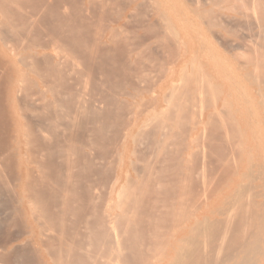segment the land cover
I'll return each mask as SVG.
<instances>
[{"label": "bare ground", "instance_id": "1", "mask_svg": "<svg viewBox=\"0 0 264 264\" xmlns=\"http://www.w3.org/2000/svg\"><path fill=\"white\" fill-rule=\"evenodd\" d=\"M46 1L48 2V0H46ZM130 1L127 2L128 5L130 4ZM146 1H145V3H148ZM9 2H10V0H0V23H1V26H3V28L5 27V25L11 27V25H13L12 22H14V21H12L11 18H12L13 14L15 13L16 10L13 11L11 9V7H10L11 5ZM15 2L16 1L14 0V3H13V6H15L14 8L20 7L19 9L21 10V5L18 6V3L16 4ZM34 2H36V1H34ZM49 2H50V0H49ZM56 2H57V0H56ZM56 2L54 1L53 5ZM80 2H81V4H83L82 1H80ZM93 2H95V1H93ZM115 2H116V0H115ZM151 2L153 4L154 1L152 0ZM59 3H60V1H59ZM101 3H103L102 0L100 2V7H102ZM105 3H106V1H105ZM121 3H122V0H121ZM182 3H183V7H184L183 11L175 8L174 3H172L170 6L167 7L172 12L171 17H168L166 15L165 8H166L167 4H163L160 1H158V4L155 1V5H153L152 8L149 10L146 9L148 4H146V6H145L146 10H144L143 6L141 5V9L143 8V10H142L143 12L146 11V13H148L147 10L150 11V16H149V13L147 15L145 13L144 14L146 16H149L146 18L150 20L151 24H153L154 26L155 25L158 26V28L162 24H165L163 26H165V28L168 29V31H169L168 34L170 32L172 34L171 39H173V41H172L173 45L171 44L170 41H168V42H170V45H172V46H166V47H167V49L169 48L171 50V52L174 54L173 55L174 57H173V63H171L172 66H171L168 74L166 75V77L162 81H160L158 84H155L154 86H152V88H149V90L146 89V91H145L146 93L145 92L141 93V95H138V96L132 94L129 91H124V89H122L124 92L122 91V93H119L118 96H111V97H109V95L107 97L105 96L106 99L104 98L105 100L103 99V102L104 103L106 102L105 105L107 106V109L109 108V110H105L104 112H103V110H102V112L99 110L101 112V115H100L99 111L95 112V114L93 113V116L96 118V119L93 118V121H95L94 123H97L98 127L97 126L96 127L99 128L101 131L103 129L102 126H107V125L109 126L112 122L111 119L115 118V116L113 118H111L112 113H110V112H112V109H113L112 106L113 105L117 104V106H119V107L121 106L120 108H124V107H125V109L128 108L127 111H129L128 115H130V116L128 117L129 119H126L127 121L124 122L125 124L122 127L123 129L122 130L120 129L121 132L118 135L119 139L117 138L118 142L116 141L117 144L114 147L115 150L113 153H114V156L117 160V163H116L115 170L113 169L114 175H112L113 179H112L110 186H109V191L107 193L106 202H104V206L101 210V211H103L102 212L103 215H101L102 219L100 220V224L102 223L101 227H103V229H102V231L100 230L101 231L100 234H99V231L97 232V234H99L98 236L96 233L92 235V237L94 239L93 241H91L92 244L87 243L88 247H89V245L92 246L95 243L98 246L97 242H101V243L107 242L108 244H106V245H109V248L107 247L108 250L105 251L106 255L104 258L101 257L102 258L101 261H100V258L95 254L97 256V258H99V260L94 258V260L97 262L95 263V261L92 260L91 264H123V259L125 258L124 257L125 254H123V253L125 251H128L131 254L133 253V255L135 253L136 256L134 255V258L130 259L131 262H133L134 264H264V134H263L264 133V39L262 38L264 36H261L264 33V0H182ZM21 4H23V3L21 2ZM69 4H71V3H69ZM95 4H96V2H95ZM123 4H125V3H123ZM61 5L58 7H61ZM143 5H145V4H143ZM71 6H72V4H71ZM108 6H110V5H108ZM123 6H122V8L125 7V6L124 7ZM138 6L140 7V4H138ZM149 6H148V8H149ZM46 7L51 8V7L47 6V4H46ZM58 7H56V8H58ZM135 7H132V8H134V10H135ZM139 7H136V9ZM65 8H66V6H65ZM80 8H81V5H80ZM84 8H82V9H84ZM61 9H63V6ZM94 9H96V8H94ZM36 10H34V11H36ZM40 10H42V9L40 8ZM44 10H43V13H44ZM101 10H103V9H101ZM118 10H120V9L118 8ZM124 10H125V8H124ZM57 11L55 10V12L58 16L62 15V14L59 15V13H57ZM17 12L18 11H16V14L18 15ZM59 12H60V10H59ZM97 12L99 14V10H97ZM32 14L34 15V12H32ZM35 14H40V16H42V14L38 13V12ZM64 14H65V12H64ZM69 14H71V13H69ZM82 14H83V12H82ZM104 14H103V16H104ZM107 14H108V12H107ZM132 14L134 15V13H132ZM140 14H141V18L144 17L142 13H140ZM77 15L78 14H76V16ZM113 15H114V12H113ZM115 15L117 16L119 14H115ZM94 16H98V15H94ZM94 16H92V17H94ZM109 16H111V15H109ZM45 17H47V16H45ZM134 17H135V15H134ZM78 18L83 20L80 17H78ZM128 18H130V17H128ZM146 18L144 17V19H146ZM34 19L36 22L37 16H35V18H33L32 21H34ZM45 19H48V18H45ZM45 19L43 21H45ZM65 19L67 21L72 20V19H68V16ZM94 19H95V17H94ZM130 19H128V21ZM13 20H14V18H13ZM17 20H20V19H17ZM63 20H64V18L61 19L62 22H63ZM73 20H74V18H73ZM84 20H86V19H84ZM75 21H76V19H75ZM103 21H105V20H103ZM115 21H113V22L115 23ZM130 21L133 22L132 19ZM17 22H19V21H17ZM35 22H34V26H35ZM72 22H71V24H72ZM100 22L102 23V21H100ZM65 23H66V21H65ZM80 23L85 25V23H88V22L82 21ZM2 24H4V25H2ZM15 24L17 26L20 25L16 22H15ZM69 24H70V22H69ZM96 24H97V21H96ZM124 24L125 23L118 21L116 23V27L123 26ZM132 24L133 23H131V25ZM139 24H142V23H139ZM143 24H145V23H143ZM143 24H142V26L135 24V26L137 25L139 27L140 26L141 27H144V26L147 27L146 24L145 25H143ZM78 25L77 26L74 25V27L77 28ZM93 25H94V23H93ZM153 25H151L152 26L151 31L154 28ZM21 26L19 27L20 29H21ZM128 26H129V24H128ZM128 26L126 25L124 28L122 27L123 29L121 28V30H119V31L126 29V27L129 28ZM12 27L14 28V25ZM65 27L67 28V26H65ZM82 27H84V26H82ZM98 27H97V29H98ZM141 27H140V29H141ZM145 27L142 29L145 30ZM148 27L150 28V26H148ZM15 28H16V26H15ZM54 28H56V27H54ZM86 28L87 27H84V29H86ZM107 28H109V25H107ZM132 28H133V26H132ZM247 28H250V30L248 31ZM8 29H6V30L8 31ZM48 29H49V27H48ZM95 29L96 28H93V30H94L93 33H95V32L99 33L100 32V34H102V36H103L104 32L102 33V31L105 28H103V30H100L101 29V25H100L98 32L95 31ZM159 29H161V28H159ZM33 30H34V28H33ZM50 30H49V32H50ZM81 30L83 31V29H81ZM115 30L112 32H115ZM148 30L149 29L145 30L144 33H146V31H148ZM1 31H0V180L6 176V175L4 176V174H5L4 172L6 171L5 170L6 169V163H7V161H9V159L11 157V160L13 163L12 164L13 169L12 168H10V169H12L13 173H14V174L12 173L14 175V180L11 179V182H12V180L15 181L14 188H15V191L17 192L18 196H19V201H20L22 208L24 210V217L30 225L31 238L35 244H37V245L42 244L45 247V249H49V251L47 250V252L50 253V251H51V254H52L54 252V249H55L54 245L56 244L55 243L56 240L58 241V243L56 245L62 244L63 243V237L62 236H65V234H61V235L59 234L60 236L55 237V239H56L55 240L54 238L52 239L50 236H49V238L45 237V236L50 235V234H47L48 232L50 233V231L46 230L47 232L45 234H47V235H45V234H43V231H42L44 229V227H42L43 229L41 227L39 228V225L41 223L39 224L38 220L40 221V219H41V221H42V219L45 218L44 216L46 214V213L45 214L43 213L44 204H42L41 198H39L41 196L39 193H41V192H39V193H36L34 191L30 192V190L37 187V186H34L35 179H37V177L39 175L43 174L42 173L43 168L44 169L47 168V167H45L46 166L45 165L44 167L42 166V169H41V165H43V162L45 161V160H42L43 162H41V159L44 157L51 159V158H53V156L54 157H56V156L60 157V155H61V158L63 160V161L58 160V162L56 160L55 163H53L55 166L54 167L55 171L54 170L53 171H54V173L56 172L55 176L53 177L54 178L53 184L55 185V188L58 192L59 199H60V202H58V200L56 199L58 204H57V202H55L57 205V208H59V212H57V213H59V215H57L55 213L54 214L59 216L62 219H63L62 216L65 215V212L67 213V209H70V205H72L71 203L73 201V198H76L75 197L76 194L74 192L75 186H74L73 182L74 181H77V182L80 181L78 179L83 178L84 174H87L88 177H90V178L91 177L94 178L95 177L94 173L96 174V173H98V171L100 172V170L97 169L95 166H93V167L90 166L91 164H94L92 161L90 162L91 164L88 165V164L84 163L83 159L81 157H79V155H75V152H76V150H74L75 148H73V150H72V148L70 147L71 145H67V144H69L68 142H66V141H69V139L67 140V137H66V141H65L66 143H64L66 145V147L63 144V146H61L60 149H58L59 145H60L59 144L60 141H58L56 139L57 136L54 138L56 141H58V146H56V148L58 147L57 150H60L58 155L57 154L55 155L56 148L54 146L55 145L54 143H56V141L53 143L54 144L53 145L48 140L50 139L53 142L52 138H50V137L54 134V132H53L54 130H52V129L54 128L55 125H57V123L54 124V126H52L51 130H52L53 134L51 135V130L49 127L51 126L50 122L52 120L49 122V120H48L49 118L48 119L46 118V121H45V123H47V126H46V124L43 125V123H41L42 121L40 123H37L38 121L35 120L36 121L35 122L33 117H32V114H30V112L31 113L33 112L31 110L36 109L37 107L35 108V106L39 105L40 97H37L36 95L35 96L30 95V94L35 93V91H33V90H32L33 93L30 91L31 93L28 94L29 92L27 90L31 89V88H40L41 85L45 84L43 82H45L46 79H44L45 81H43V77H42L41 72H40L43 69V67L45 70V67H47V65H48V67H50L49 65H51L50 68H52V70L51 71L49 70V71L52 72L53 67L55 68V66H57V65H55V62H54L55 66L54 65L52 66V64H50L48 62H47L48 63L47 64L46 61L44 63L43 59H42L40 61H42L46 65L44 66V64H42V65H40L42 69L39 68V63H38L39 61H37V58L40 59V58H42L43 55H45L46 58H48L47 55H52V53H50V49H52L53 47L52 48H51V46L48 47V45H46L48 43H45L49 39L45 40V42L42 41L43 44H45L46 46H44L42 44L44 47L42 46L43 47V48H41L42 50L39 51V50H37L38 48L35 46H37V45L40 46V44L42 42L41 43L39 42L40 44H35L36 42H38L35 39L36 42L34 41L35 43L32 44L34 47L30 46L31 44L29 43V42L32 43L33 39L32 40L29 39L31 41H26L29 43L28 46H26L24 44V42L22 43V41H21V44H20V42L10 43L9 42L10 40L9 41L6 40V34L4 33V35H5L4 36L3 31L2 32ZM78 31H79V29L77 30V32ZM52 32L50 33L51 34L50 36L48 34L49 38L52 36ZM65 32L66 31H64L63 33H65ZM157 32H158V29L156 28L155 33H157ZM33 33H35V32H33ZM54 33H56V32H54ZM76 33H74V31H73V34H70V35L74 36V34L76 35ZM79 33L77 35H79ZM85 33H86V31H85ZM89 33L92 34L91 32H88V35H89ZM162 33H164V32H162ZM36 34H38V33H36ZM61 34H62V32L60 31V34L58 33V35H61ZM80 34H82V33H80ZM135 34H136V32H135ZM151 34L153 35V32L152 33L150 32V35ZM159 34H161V32ZM165 34L167 35L166 31H165ZM54 35L56 36V34H53V36ZM88 35H86L88 38L87 40H89ZM114 35H116V34H114ZM121 35H118V36H121ZM141 35L142 34L139 35L140 38H141ZM158 35H156V39H157ZM82 36H84V35H82ZM97 36H99V34H97ZM111 36H112V34H111ZM118 36H117V39H118ZM143 36H146V38H147L146 34L142 35V37ZM27 37H31V36L27 35ZM165 37H166L165 35H164V37H161L162 38V40H160L161 48H162V45L164 46V44H165V43L162 44V42H165L163 39H168L170 36L168 38L167 37L165 38ZM109 38H107V39L109 40ZM62 39H63V37H62ZM68 39L69 38H67V41H68ZM83 39H85V38H83ZM91 39H93V43H91V45H90V42H92ZM91 39H90L91 41L89 43H88V41L84 42L81 39L82 40L81 44L83 42V46L86 47V50H83V52L81 50V52L83 54H81L80 57L82 56L81 59L83 60V58H85L84 54L88 55V57H86V58H89V60L88 59L87 60L90 62L91 61L94 62L97 60L96 51L97 52L99 51L97 48L100 49L99 46L103 45L102 42L105 39H104V37H101L100 39L98 38L99 40L95 39V38H91ZM110 39L112 40L114 38L112 37ZM120 39H122V38H120ZM141 39L146 40L145 38H141ZM156 39L154 37L155 42H156ZM57 40H59V39H57ZM111 40H109V41H111ZM125 40H127V39L125 38ZM50 41H51V39H50ZM50 41H49V43H52V41L55 42V40H52L51 42ZM73 41L74 40H71V43ZM128 41H129V37H128ZM57 42H58L57 43L58 49L62 50L59 48L60 42L59 41H57ZM111 42H114V41H111ZM115 42H117V41H115ZM168 42L166 40V43H168ZM75 43H76V41H75ZM22 44H24V45H22ZM63 44L61 46H64ZM74 44H73V46L75 47ZM104 44H106V43H104ZM69 45H71V44H69ZM69 45H67V46L69 47ZM112 45H113V43H112ZM52 46H55V45H52ZM81 46L82 45H80V47ZM83 46L81 48H83ZM104 46H102V49ZM107 46H110V45L108 44ZM107 46H105V47L107 48ZM129 46L130 45H128V47ZM146 46H148V44H146ZM146 46L144 47L145 50H146ZM158 46H160V45H158ZM57 47H54V48L56 49ZM74 47L71 49L74 50ZM135 47H133V49H135ZM54 48H53V51H55L56 54L53 57L55 59L58 56V53H57L58 49L56 51V50H54ZM62 48H63V50L66 49V47H62ZM136 48H138V47H136ZM144 48H141V49H144ZM149 49H151V47ZM167 49L166 50L163 49V50L167 51ZM169 49H168V53L170 52ZM104 51H103V53H104ZM152 51H155V50L152 49ZM162 51H160V52H162ZM165 51L163 52L164 54L166 53ZM40 52L43 55L42 56L40 55L39 57H37ZM59 52H61V51H59ZM114 52H115V50H114ZM150 52H151V50H150ZM156 52H157V50H156ZM71 53H69V54H71ZM75 53H76V51H75ZM172 53H170V54L172 55ZM74 54H73V59H74L73 61L78 62V61H76V59L79 60V62L82 63V67H84L83 63H86L85 60H83V62H82L77 57L75 59L76 54L75 55ZM97 54L99 55L100 53H97ZM71 56H72V54H71ZM133 56L135 57L136 54ZM137 56L139 57V55H137ZM140 56H141V54H140ZM162 56H164V55H162ZM59 57L60 56H58L57 58H59ZM110 57H109V59H110ZM117 57H116V59H117ZM43 58L46 59L44 56H43ZM66 58H67L66 60H70V59H68V57H66ZM99 58L100 59L102 58V60H103V58H107V57H104L102 55ZM112 58L114 59V57H112ZM125 58H129V57H125ZM49 59H46V60L48 61ZM59 59L60 60L56 63L61 62L62 56ZM100 59H98V60H100ZM109 59L103 60L102 62L109 63V61H108ZM134 59L136 61L139 60L136 58H134ZM141 59H143V57ZM149 59H151V57ZM169 59L172 61L171 58H169ZM162 60H164L163 57H162ZM50 61H51V59H50ZM70 61H68V62L66 61L65 63L68 64ZM126 61H127V59H126ZM132 61H133V59H132ZM110 62H112V61H110ZM138 62H140V61H138ZM65 63H62V65L63 64L65 65ZM96 63L102 64L101 61L95 62V64ZM120 63H122V62H120ZM120 63H118V64H120ZM124 63H125V61L123 62V64ZM127 63H129V62H127ZM73 64H74V62H73ZM100 64L99 65L97 64L98 65L97 67L100 68ZM131 64H132V62H131ZM76 65L75 66L72 65V68L76 67ZM79 65L80 64H78V66ZM89 65H91V64H88L87 66L86 65L85 66L89 67ZM108 65H107V67L104 65L106 67V68L105 67L104 68L107 69L108 67H111V65L110 66H108ZM116 65L114 64V66H116ZM58 66H57V68L60 69L59 67L61 65L59 67ZM120 66H122V65L120 64ZM70 67H71V64H70ZM66 68H68V67L66 66ZM92 68H93V64L91 65V69ZM94 68H95V66H94ZM112 68H113V65H112ZM122 68H123V66H122ZM46 70H48V68H46ZM54 70H56V69H54ZM61 70H63V68H61ZM72 70L70 71V69H69V72H72ZM82 70H85V68H83ZM108 70H109V68H108ZM115 70H116V68H115ZM93 71L95 73L94 69H93ZM54 72H56V71H54ZM65 72H67V71H64V73ZM76 72H75V74H76ZM79 72H80V70H79ZM99 72H101L100 69H99ZM103 72H104V69H103ZM115 72L117 73V71H115ZM131 72H132V70H131ZM96 73H98V72H96ZM109 73H106V74H109ZM43 74H47V71L44 72ZM55 74L56 73H53V76ZM67 74L68 73H66L64 75L65 78L67 77ZM86 74L89 75V73H86ZM59 75H58V77H59ZM82 75H84V74H82ZM97 75H99V74H97ZM45 76H47V78H48V74ZM50 76H51V73H50ZM70 76L76 77V75H74V74L70 75ZM103 76H104V74H103ZM88 77L84 75L85 79H83V80L86 81L87 80L86 78H88ZM100 77H102V75ZM100 77L98 79H102ZM108 77H109V75H108ZM121 77H122V75H121ZM127 77H129V76H127ZM143 77H145V76H143ZM51 78H53V77H51ZM55 78H53V79H55ZM79 78H80V76H79ZM112 78H113V76H112ZM112 78H111V80H112ZM134 78H133V80H134ZM81 79H82V77L80 78V80ZM116 79H115V81H116ZM58 80H62V79L58 78ZM68 80L70 81L71 79H68ZM76 80H77V77H76ZM92 80L93 79H91V81ZM111 80L107 86H111L110 85ZM120 80H122V79L120 78ZM85 81H84V83H85ZM93 81H92V83H93ZM157 81H159V79ZM58 82L59 81H57L56 83H58ZM65 82L67 83L66 80H65ZM105 82H107V80H105ZM119 82H118V84H119ZM124 82H125V80L123 81V83ZM76 83H78V82H76ZM76 83H75V85H76ZM100 83L102 84V82H98L97 86H100L99 85ZM123 83H121V84L123 85ZM132 83L135 84L136 82L134 83V81H133ZM47 84L49 85V83H46V85ZM61 84H63V81L61 82ZM82 84H83V82H82ZM93 84L95 86L97 83L94 82ZM93 84H90V85H93ZM111 84H113V83H111ZM46 85H43V86L45 87ZM48 85L46 87L52 93L53 91L49 88L51 85L49 87H48ZM63 85L67 86L65 84H63ZM63 85H62V87H64ZM72 85H74V83L71 84V86ZM85 85L88 88V85L86 82L84 84V87L81 89V94L83 93L84 97H85V94H84L85 91L83 92L82 90H86ZM57 86L61 88V86H59V85H57ZM55 87L56 86H54V88ZM58 87H56V88L58 89ZM75 87H77V86H75ZM103 87H102V90L107 91L106 86L104 87L106 89H103ZM111 87L114 88L115 86L112 85ZM118 87L120 88V86H118ZM51 88H53V87H51ZM78 88H81V87H78ZM90 88L91 87H89V89ZM93 88L94 87L92 86V89ZM119 88H117V89H119ZM89 89H88V91H89ZM97 89H95V90H97ZM109 89H112V88H109ZM117 89H116V91H117ZM67 90H69V89H67ZM71 90H73V88ZM120 90H118V91L120 92ZM74 91H78V90H74ZM90 91L92 92V90H90ZM113 91H115V88ZM137 91H138V87H137ZM137 91H136V93H139V91L138 92ZM36 92H37V90H36ZM40 92L43 93V91H40ZM57 92H56V94L58 96H61L62 93H60V91H59L60 94H58ZM67 92L69 93L70 91H67ZM72 92H70L71 95H73ZM78 92H76V93H78ZM93 92H94V90H93ZM93 92H92L93 95L91 94L92 97H94V95H96ZM98 92L100 93V91H98ZM102 92L103 91H101V93ZM106 93L109 94V92H106ZM35 94H37V93H35ZM39 94H40V96L43 95L41 93H39ZM54 94L55 93L53 92L52 95H54ZM70 94H68V95L71 97ZM81 94L79 96L81 98V100L78 97L80 101H82V99L84 98L83 96H81ZM86 94L88 95V93H86ZM110 95H112V94H110ZM145 95L148 96V99L146 100L147 102H144L142 104V102H143L142 100L144 99V97H146ZM63 96H65V95H63ZM73 96H75V93ZM98 96L96 95L95 99ZM76 97L77 96H75V98ZM86 97H88V96H86ZM86 97H85L86 100L85 99H83V100L87 101L88 99ZM99 97H98V99H99ZM118 97H121V98H118ZM53 98H54L53 100L56 102L55 97H53ZM60 99H62V97H60ZM89 99L91 101V98H89ZM45 100H46V98H45ZM92 100L94 101V99H92ZM47 101L44 102L45 108H50V104L52 102L50 101V104L48 103L49 104V107H48ZM57 101H59L58 97H57ZM75 101H76V99H75ZM90 101H89V104L87 103L88 105H90L92 103ZM99 101L102 102V99ZM61 102H63V101H61ZM94 102H96V101H94ZM79 103L82 104V102H78V104H77L78 107L82 106V105H79ZM57 104L55 103V106ZM59 104L57 105V108H56L57 110H58V107L60 108ZM87 104H86V106L88 108L92 107V106H88ZM144 104L147 107L144 106ZM40 105H42V104H40ZM105 105H103V106H105ZM122 105H124V106H122ZM55 106L52 107V110L54 109ZM83 107H85V105L82 106V108ZM61 108L63 109V107H61ZM79 108H81V107H79ZM44 110H46V109H44ZM49 110L50 109H47V111H49ZM75 110H77V109H75ZM39 111L41 112L42 110L40 109ZM54 111H56V110H54ZM54 111H52V112H54ZM59 111H60V109H59ZM73 111L74 110H71V112H73ZM77 112H80V111H77ZM77 112H76V115H77ZM90 112H93V111L90 110ZM90 112H88L89 115H91ZM114 112H115V110H114ZM41 113H45L44 116H46V117L48 116V112H46V111H42ZM59 113H58V116L61 115V113L60 114ZM64 113H65V111H64ZM67 113H69V112H67ZM88 113H85V111H84V114L88 115ZM34 115H35L34 117H36V114H34ZM80 115L81 114H79V116ZM55 116H56V113H55ZM67 116H69V115H67ZM72 116H74V115H72ZM79 116H77V117L79 118ZM50 117L53 118L54 116L53 117L50 116ZM74 117H72L70 119H73ZM43 118L45 119V117H43ZM60 119H61V117H60ZM62 119H64V118H62ZM37 120H38V118H37ZM41 120H43V119H41ZM53 120H55V117ZM74 120H77V119H74ZM82 120H84V119H82ZM90 120L92 121V119H90ZM63 121H65V120H63ZM79 121L81 122V120H78L77 122H79ZM66 122H67V120H66ZM72 122H71V124H72ZM88 122H89V120H88ZM114 122H115V120H114ZM49 123H50V125L48 127ZM187 123L189 125V128L186 126L188 128L187 132L185 131L186 128L185 127L183 128L187 134L184 133V135H186V136H184L185 139H184V142H182L183 144L181 143L182 146H184V148H183V150H181L182 149V147H181L180 152L178 153L180 155L178 158L176 157L178 159V163H176V167L178 166V172L176 173L177 175L172 174V175H174V177L171 176L170 179H167V177L169 178L171 173L168 176L166 174V171H165L166 169L164 170V172L159 170L161 173L163 172L164 176L166 175V178L164 177V180L166 181V179H167L169 181L163 182L164 180L162 181L160 179L159 182H163L164 184L161 183V184L156 185V182H157L156 180L159 179L158 177L156 178V176H159L160 178L162 176H160V173L158 175H156L157 173L155 171H156V167H158V165L156 166V164H158V163H156L155 164L156 167H154V165H153L154 161L149 160L150 158H147V160H149V162H147V160L144 158V160H146V163L144 165L142 164L140 171H136L134 162L136 159L137 146L140 143H142L144 138L150 139L148 146L150 148H152V150L154 152L153 157H154L155 162H156V159H159L160 157H162L163 154H165L167 152L170 144H172V141H173V143L176 142L174 139L175 138L178 139L177 136H179L178 134L180 133V130ZM68 124H67V127H68ZM86 125H88V124H86ZM63 126H61V127H63ZM75 127L77 128L76 125H75ZM64 128H66V127H64ZM76 128L74 130H76ZM93 128H94V126H93ZM211 128L220 130L218 135H214V136L212 135L211 139H214V141L221 139L222 143L223 142L228 143V139L231 136H233V138L237 137V139H238L236 147H233L235 143L234 144L232 143V141H231L232 138H231L229 142H230V144L232 143L231 145H233V146L231 147L230 144L228 143L229 144L228 146H230V147L229 148L226 147L224 154L220 151L222 153V156L220 158V163L222 165L221 168L224 166V167H227V169L229 167V171L231 170L230 173L224 172V174H227V173H228V175L230 174L229 176L226 175L227 178L225 175H223V177L221 176L223 178V181L222 180H220V181L224 182L225 179H227V180L223 183V185L220 188L214 187V185H216L217 182L219 183L220 181L219 180L213 181L214 175H212L213 173H210L211 169H213V168L209 167L211 165V162L208 165V168H207L208 170H206V167H207L206 164H205L206 165L205 169H203V168L201 169L202 171L206 170L211 174V175L209 174V176H208V173H207L208 177H207L206 181L203 180V178H204L203 175H204V173H206V171L204 173H202L203 175L199 174L202 171L200 169L198 170L199 167L198 168L196 167L198 165V163H200L198 161H201L203 159V157H202V159L197 158L198 163H195V165H194V159L196 157H199L198 151H200V147L202 148L201 145H203L201 143H203V139L204 140L207 139L205 134H207V132H210L209 130ZM54 129L56 131V128H54ZM66 129H68V128H66ZM69 129H70V127H69ZM99 129H97V131L93 130L95 132V134H94L95 139L101 140V139H103V137L107 138V136H105L103 134L104 133L103 131H102L103 133L101 131H98ZM57 130H58V128H57ZM182 131L183 130H181V132ZM90 132H91V130H90ZM94 132H92V133H94ZM55 133H57V132H55ZM63 133H65V131ZM106 133H107V131H106ZM88 135H90V134H88ZM62 136L63 135H61V137ZM73 136H75V135L73 134ZM73 136H70V137L72 138ZM208 136L209 135L207 134V137ZM63 137L65 138V135ZM100 137H102V138L100 139ZM73 138L76 141L77 138H75V137H73ZM83 138H86V137H83ZM83 138H82V141H83ZM89 138L92 139V137H89ZM74 139H72V140H74ZM79 139H80V137L78 138V142H80ZM86 140H89V139H86ZM86 140H85V144L88 142V141L86 142ZM92 141H90V143ZM30 143H32V145ZM62 143L63 142H61V145H62ZM82 143H84V142H82ZM94 143L96 145V142H94ZM179 143H180V140H179ZM260 143H261V145H260ZM29 144L31 146H29ZM81 144L80 145L78 144L80 146L78 148H81V146L83 145V144L82 145ZM88 145H89V142H88ZM88 145H86V146H88ZM98 145H96V146H98ZM177 145H180V144L177 143ZM261 146H262L263 150H260ZM72 147H74L73 144H72ZM83 147H85V145ZM88 147H90V146H88ZM178 149H179V146H178ZM79 151H81V149L78 150V153L80 154ZM67 152H71V154L74 153L72 155H75V157L76 156L79 157L78 161H80L82 159L83 162L80 161V163H79L76 160L77 161L76 163L81 164V162H82V163H84V165L81 164L79 166V165L75 164L76 166H79L78 169L75 171L74 170V164L72 165L70 162V159H68V156H70L71 154L70 155L66 154ZM201 152H200V154H201ZM85 154H87V151L85 152ZM91 154L92 153H90V156H91ZM202 154H204V153L202 152ZM82 155H83V153H82ZM175 156H178V155L176 154ZM8 157H9V159H7ZM59 157L53 158L51 160H53V162H54V160L59 159ZM87 157H88V155H87ZM69 158H71V157H69ZM72 158H74V156ZM88 158H90V157H88ZM163 158L164 157H162V159ZM76 159H78V158H76ZM111 159H112V157H111ZM216 159H217V156H216ZM101 161L103 163L104 160H101ZM108 161L109 160H107V163H108ZM150 161H151V163H150ZM48 162H46L45 164H47ZM174 162H177V161L175 160ZM201 162L203 163V160ZM51 164H52V162H51ZM172 165H173V167H175L174 164H172ZM199 165H201V163ZM9 166L11 167L10 163H9ZM47 166H49V164H47ZM202 166H204V164H202L201 167ZM213 166H214V164H213ZM51 167L52 166H50V168ZM159 167H161V166L159 165ZM165 167H162L159 169H163ZM168 167H170V166H168ZM50 168L48 167L46 169V171L50 170ZM209 168H211V169H209ZM169 169H171V168H169ZM173 169L174 168H172V171H173ZM175 170L173 171V173L175 172ZM43 171H45V170H43ZM199 171H201V172H199ZM9 172H10V170H9ZM45 173H47L46 175L49 176L48 172H45ZM45 173L42 176H45ZM153 173L154 174L156 173L155 177L153 176L154 175ZM2 176H4V177L1 178ZM224 176H225V179H224ZM46 177H45V179H46ZM199 177L200 178L203 177V178H201L199 180ZM85 178L86 177H84L83 179H85ZM155 178H156V180H155V186L154 187L156 188V186H158L156 188L157 190L155 188H151V186H150V185H152V181H154ZM45 179H44V181L46 182L48 177L46 180ZM6 180H3V181L1 180L0 182H4L5 184H7L8 181L6 183ZM37 180L39 181V178ZM198 180L199 181L203 180L202 181L203 184H201L202 185L201 188L199 187L200 190H195L194 184L196 183L197 185H199V183H200V182L197 183ZM40 181H43V180H40ZM86 181H87V178H86ZM9 182H10V180H9ZM82 182H83V180H82ZM91 182H93V181H91ZM212 182H216V184H212ZM46 184H47V182H46ZM80 184H82V183H80ZM210 184H212L213 186H211ZM48 185H49V183H48ZM32 186H33V188H32ZM210 186H211V188H210ZM216 186H218V185H216ZM1 187L2 186L0 185V188ZM4 188H2V189H4ZM149 188L155 190L156 192H159L161 190V192L157 193V195L154 196V198H152V203L154 205V209L157 210L160 214H156L155 218L153 219L155 224L153 223L152 225H150V224L148 225V223H152L151 218H150L149 219L150 222L148 220V223L146 224V225L150 226V228H147V226H144L147 229H143V228H140V226L138 227V225H137V224H139V225L142 224L140 222L141 219L138 217L140 215L136 214V213L140 212V211L139 212H137V211H138V205L141 203V200H138L137 196H138V193L141 196H143L144 195L143 193L145 192V190L146 189L150 190ZM84 189L86 190V188H84ZM79 190L81 191L80 188H79ZM153 190H151V191H153ZM11 191H12V188H11L10 192ZM155 191H153V192L156 193ZM14 194H12V195H14ZM94 195H95V193L93 194V191H92L91 196L94 197ZM13 197H15V196H13ZM94 199H96V198L94 197ZM15 200H18V199H16V197H15ZM94 202H95V200H94ZM51 204H52V202H51ZM153 205H152V207H153ZM152 207L150 210H152ZM12 208H15V207H12ZM72 208H74V207H72ZM78 208H75V209H78ZM19 210H18V212H19ZM155 210H154V213H155ZM10 211H11V209H10ZM36 212H37V214H36ZM148 212H147V215L149 217L153 216L151 213L148 214ZM73 214H74V212H73ZM50 215H51V213H50ZM136 215L139 219H137ZM147 215L145 214L144 217H146ZM157 216L159 217V219ZM41 217H43V218H41ZM144 217L141 216V218L144 221H146L147 219H144ZM86 218H89V217L87 216ZM58 220H59V218H58ZM143 220H142V222H143ZM18 222H20V221L18 220ZM86 222L84 224H86ZM94 222H96V221H94ZM58 223H59V221H58ZM45 224L46 223L44 221L43 226ZM50 224H52V222H50ZM59 224H57V225H59ZM96 224L98 226L99 223H96ZM143 224L145 225V223H143ZM53 225H51V226H53ZM64 225H65V223H64ZM88 225H90V223H88ZM21 226H20V228H21ZM48 226H49V224H48ZM63 226H62V228H64ZM142 226L143 225H141V227ZM54 227L56 228V226L54 225L52 227L53 230L55 229ZM89 227H91V226H89ZM49 228H50V226H49ZM95 228L92 230L96 231ZM46 229H47V227H46ZM52 229H51V231L53 232ZM86 229H88V228H86ZM80 230H82V229H80ZM41 233L43 234V236L45 235L44 237L46 239L42 240V238L40 237ZM60 233H62V230ZM25 234H27V233H25ZM82 234H84V233H82ZM90 234H92V232ZM90 237H91V235L89 236V238ZM89 238H87V239H89ZM28 240H26V242H25L26 244H28L27 243ZM24 241H22V243H24ZM41 241H43V242L41 243ZM53 241H55L54 244H53ZM70 243H71V240H70ZM96 244H95V246H96ZM56 245H55V247H57ZM69 247H71V246H69ZM59 248H60V246L57 248V250ZM103 248L105 250L106 247L104 246ZM32 249H33V247H32ZM85 249L86 248H84L83 250L80 249V251L87 253V251L85 252ZM91 249L92 248H90L89 250H91ZM77 250L79 251V249H77ZM86 250H88V249H86ZM73 251H74V249H73ZM92 251L94 252L93 249H92ZM23 252L25 253V251H23ZM58 253L59 252H56V255H58ZM62 253L63 252H61L60 255H62ZM66 253H67V251H66ZM69 253H71V252H69ZM88 253H87V255H88ZM94 253H96V252H94ZM94 253H92V254H94ZM20 254H22V253H20ZM90 254L91 253H89V255ZM50 255H48V257ZM95 255H93V257ZM127 255H129V254L127 253ZM16 256H17V254H16ZM103 256H104V254H103ZM54 257L57 259H54ZM54 257H52V258L49 257L52 260L50 262L47 261L46 263L47 264H64V261L60 262V260L58 259L57 256H54ZM93 257H89V258L93 259ZM85 258H88V257L85 256L83 259H85ZM125 259H127V256ZM133 259H134V261H132ZM42 264H44V262ZM84 264H87V263H84Z\"/></svg>", "mask_w": 264, "mask_h": 264}, {"label": "rangeland", "instance_id": "2", "mask_svg": "<svg viewBox=\"0 0 264 264\" xmlns=\"http://www.w3.org/2000/svg\"><path fill=\"white\" fill-rule=\"evenodd\" d=\"M16 2V4L18 3V6L19 5H21V10L19 9L20 7H16V8H14L15 6H13V3H14V0H10V7H11V9L14 11V10H16V11H18L17 13H18V15L16 14V11H15V13L13 14V16H12V21H14V22H12L13 23V25H14V28L12 27L13 25H11V27H9V26H6L5 25V27L3 28V26H1V23H0V26L2 27H0V29L3 31V35H4V33L6 34V40H10L9 42L10 43H12V42H20V44H21V41H22V43L24 42V44L26 45V46H28L29 45V43L31 44L30 46H32V47H34L32 44H34L36 41H35V39L38 41V42H36L35 44H40L42 41H44L45 42V40H47V39H49L48 41H46L45 43H48V44H46V45H48V47H50L51 46V48L53 47H57V41H59L60 42V45H59V48L60 49H62V50H59L58 49V47L55 49L54 48V50H56L57 51V49H58V51H57V53H58V56H62V60H61V64L60 63H56V62H58L60 59V57L59 58H55L54 59V55L56 54V52L55 51H53V48L52 49H50V53H52V55H47L48 56V58H46V56L45 55H43V54H41V52L38 54V56L37 57H39L40 55L42 56H44L46 59H49L50 57V59H51V61H50V59L47 61L46 59H44L43 58V56H42V58H40V59H38L37 58V61H39L38 63H39V68H41V66L40 65H42V64H44L45 63V61H46V63L48 62V63H50V64H52V66L54 65V62H55V65H61L59 68L60 69H58L57 68V66H55V68L53 67V71L52 72H50L51 70H52V68H50L51 67V65H49L50 67H48V65H47V67H45V70H44V67H43V69L40 71L41 72V75H42V77H43V81H45L44 79H46V81L45 82H43V83H45V84H43V85H46V83H49V85H48V87L55 93L54 95H52L53 94V92L51 93L50 92V90L45 86H43V85H41L40 86V88H31V89H28L27 91L29 92H27L28 94H30L31 92L33 93V91H35V93H37V94H35V93H33V94H30V95H32V96H37V97H40V102H39V105L40 104H42V105H37V106H35V108L38 110H36V109H32L31 111H33L32 113L30 112V114H32V117H33V119H34V121L36 120V121H38L37 123H40L41 121V123H43V125H45L46 124V126H47V123H45V121H46V118L49 120V122L51 123V126L49 127V125H50V123L48 124V127L50 128V130L52 129V126H54V124H56L57 123V125H55L54 126V128H56V131H55V129L53 128L52 130H54L53 132H54V134L52 133V130H51V137L50 138H52V140H53V142L49 139L48 141L50 142V143H54L56 140L54 139L56 136V139L58 140V141H60L59 142V148L58 149H60L61 148V146H63V144L64 143H66V142H68L69 144H67V145H71L70 147L72 148V150H73V148H75L74 150H76V152H75V155H79V157H81L82 159H83V161H84V163H86V164H88V165H90L91 163V161L94 163V164H91L90 166L91 167H93V166H95L97 169H99L100 170V172L98 171V173H94V178L93 177H88V175L87 174H84L83 175V178L84 177H86L87 178V181H86V178L85 179H83V178H79L78 180H80V181H74L73 183H74V192H75V194H76V198H73V201H72V205H70V209L72 208V207H74V208H72L71 210L70 209H67V213L65 212V215H63L62 217H63V219L62 218H60L59 216H57V215H59V213H57V212H59V208H57V205H56V203L55 202H57L56 201V199L58 200V202H60V199H59V195H58V192H57V190H56V188H55V185L53 184V180H54V176H55V173H54V171H55V166H54V164L53 163H55V161L57 160V162H58V160L59 161H63L62 160V158H61V155H60V157L59 156H56L57 158L59 157V159H55L54 160V162H53V160H51V159H53V158H56V157H54L53 156V158H51V159H48L47 157H44V158H42L41 159V162H43L42 160H45L46 162H48L47 164H49V166H47V164H45L46 162L44 161L43 162V165H41V169H42V166L44 167L45 165V167H49L50 168V166H52L51 168H50V170H48V171H46V169L47 168H43L42 169V175H44V173L45 172H48L49 174V176H47L46 174L47 173H45V176H42V175H39L38 177H37V179L39 178V181L37 180V179H35V184H34V186H37V187H35V188H33V186H32V188L33 189H31L30 190V192H36V193H39V192H41V193H39L41 196L39 197V198H41V201H42V204H44V211H43V213L45 214V218L44 219H42V221H41V219H40V221L38 220V223L40 224L39 225V228L41 227H44V229L42 230L43 231V234H45L47 231L46 230H48V231H50V233L48 232L47 234H50V235H48V236H45V235H47V234H45L44 236L45 237H48L49 238V236L53 239H55V237H57V236H60L61 234H65V236H62L63 237V243L62 244H59V245H56L57 243H58V241L56 240V242L55 241H53V244H54V242L56 243L55 245L57 246V247H55V245H54V252L51 254V251H50V253H48L47 252V250L49 251V249H45V247L42 245V244H39V245H37V244H35L34 242H33V240H32V238H31V233H30V225H29V223L27 222V220L25 219V217H24V210H23V208H22V205H21V203H20V201H19V196H18V194H17V192L15 191V188H14V183H15V181H13L14 180V173H13V163H12V160H11V157H10V159H9V157L7 158V159H9V161H7V163H6V171L4 172L5 174H4V176H2L1 178H3V179H1L2 181L3 180H6V183H7V181H8V183L7 184H5L4 182H0V185L2 186L1 188H0V246L2 247H0V264H42L43 262H44V264H47L46 262L47 261H51L52 259H50L49 257H54V256H57L58 257V259L60 260V262L62 261H64V264H84V263H87V264H91V262H92V260H94V258L95 259H97V260H99V258H100V261L102 260V258H104L105 257V251L106 250H108L107 249V247L109 248V245H106V244H108L107 242L106 243H101V242H97L98 243V246H97V244H96V246H95V244L94 245H92V246H90L89 245V247H88V244L87 243H89V244H92V242L91 241H93L94 239H93V237H92V235L93 234H97V232L99 231V234L101 233V231H102V229H103V227H101V224H100V220L102 219V217H101V215H103V211H101L102 210V208H103V206H104V202H106V198H107V193H108V191H109V186H110V183H111V181H112V179H113V177H112V175H114V170H115V168H116V163H117V160H116V158H115V156H114V147H115V145L117 144L116 143V141L119 139V134H120V129L122 130L123 128V125L125 124L124 122H126L127 120L126 119H129L128 117L130 116V115H128L129 113V111H127V109L128 108H126L125 109V107L124 108H120L119 106H117V104L116 105H113L112 106V112H110V113H112V117L111 118H113L114 116H115V118H113V119H111L112 120V122H111V124L108 126H102V131L104 132H102L99 128H97L98 126H97V123H94L95 121H93V118H95L94 116H93V113L95 114V112H98L99 110L102 112V110H103V112L105 111V110H109V108L107 109V106L105 105L106 104V102L104 103L103 102V99L105 98V96L107 97L108 95H109V97H111V96H118V94L119 93H122V89H124V91H129V92H131L132 94H134V95H136V96H138V95H141V93H144L145 91H146V89H148L149 90V88H152V86H154L155 84H158L160 81H162L165 77H166V75L168 74V72H169V70H170V68H171V66H172V64L171 63H173V53L171 52V50H170V52L168 53V49H167V47L166 46H172L173 45V39H171L172 37V34H171V32L168 34V29L167 28H165V26H163V25H165V24H162L159 28H161V29H159L158 28V26H154L153 24H151V22H150V20L149 19H147L146 17H149L150 16V11H148L149 9H151L152 8V6L153 5H155V1H156V3L158 4V1H160V2H162L163 4H167V6H166V8H165V11H166V15L168 16V17H171V14H172V12L169 10V8H167L168 6H170L172 3H174V5H175V8H177L178 10L180 9V10H184L183 8V3H182V0H153L154 2H153V4H152V0H122V3H121V0H116V2H115V0H102V2L103 3H101V6L103 7H100V2H101V0H57V2H56V0H50V2H49V0H48V2L46 1V0H20L23 4H21V2L19 1V0H15ZM25 3H24V2ZM34 1H36V2H34ZM42 1V2H41ZM44 1V2H43ZM56 2V3H54V5H53V2ZM59 1H60V3H59ZM80 1H82V3L83 4H81V2ZM93 1H95L96 2V4H95V2H93ZM99 1V2H98ZM105 1H106V3H105ZM108 1V2H107ZM110 1V2H109ZM128 1H130V4L128 5ZM133 1V2H132ZM145 1L146 2H148V3H145ZM28 2V3H27ZM41 2V3H40ZM66 2V3H65ZM71 3L72 4V6H71V4H69V3ZM88 2V3H87ZM115 2V3H114ZM144 2V3H143ZM32 3V4H31ZM44 3V4H43ZM52 3V4H51ZM65 3V4H64ZM92 3V4H91ZM109 3V4H108ZM112 3V4H111ZM114 3V4H113ZM118 3V4H117ZM121 3V4H120ZM123 3H125V4H123ZM145 4V5H143V4ZM46 4H47V6H49V7H51V8H47L46 7ZM50 4V5H49ZM62 4V5H61ZM68 4V5H67ZM104 4V5H103ZM107 6H106V5ZM125 6H123V5ZM138 4H140V7L138 6ZM146 4H148V6H149V8H148V6L146 7V9H148L147 10V12L149 13V16H146L148 13H146V11L145 12H143L142 10H143V8H144V10H146L145 9V6H146ZM52 5V6H51ZM61 5V7H58V6H60ZM66 6V8H65V6ZM80 5H81V8H80ZM108 5H110V6H108ZM141 5L143 6V8L141 9ZM44 6V7H43ZM62 6H63V9H61L62 8ZM70 6V7H69ZM94 6V7H93ZM113 6V7H112ZM120 6V7H119ZM122 6L125 8V10H124V8H122ZM139 7V8H137L136 9V7ZM56 7H58V8H56ZM85 7V8H84ZM100 7V8H99ZM132 7H135V10H134V8H132ZM40 8L42 9V10H40ZM66 10H65V9ZM82 8H84V9H82ZM94 8H96V9H94ZM117 8V9H116ZM118 8L122 11H120V10H118ZM36 10V11H34V10ZM45 9V10H44ZM54 9V10H53ZM81 9V10H80ZM94 9V10H93ZM101 9H103V10H101ZM107 9V10H106ZM115 9V10H114ZM140 9V10H139ZM33 10V11H32ZM40 10V11H39ZM43 10H44V13H43ZM51 12H50V11ZM55 10L57 11V13H59V15L60 14H64V12H65V16L63 17L62 15H60V16H58L57 14H56V12H55ZM59 10H60V12H59ZM71 10V11H70ZM89 10V11H88ZM97 10H99V14H98V12H97ZM111 12H110V11ZM117 10V11H116ZM132 10V11H131ZM137 10V11H136ZM20 11V12H19ZM79 11V12H78ZM94 11V12H93ZM116 11V12H115ZM131 11V12H130ZM140 11V12H139ZM142 11V12H141ZM32 12H34V15L32 14ZM41 13L42 14V16H40V14H35V13ZM75 12V13H74ZM81 12V13H80ZM82 12H83V14H82ZM97 12V13H96ZM105 14H104V13ZM107 12H108V14H107ZM113 12H114V15H113ZM118 12V13H117ZM50 13V14H49ZM68 13V14H67ZM69 13H71V14H69ZM80 13V14H79ZM91 13V14H90ZM104 14V16H103V14ZM132 13H134V15H135V17H134V15L131 14ZM136 13V14H135ZM140 13H142L143 14V16L146 18V19H144V17H142L141 18V14ZM146 15H145V14ZM44 14V15H43ZM67 14V15H66ZM76 14H78L77 16H76ZM82 14V15H81ZM86 14V15H85ZM90 14V15H89ZM102 14V15H101ZM115 14H119V15H115ZM131 16H130V15ZM138 14V15H137ZM34 17H33V16ZM50 15V16H49ZM73 15V16H72ZM94 15H98V16H94ZM109 15H111V16H109ZM35 16H37V20H36V22H35V19H34V21H32L33 20V18H35ZM45 16H47V17H45ZM67 16H68V19H72V20H66L65 18H67ZM76 18H75V17ZM88 16V17H87ZM92 16H94L95 17V19H94V17H92ZM109 16V17H108ZM120 16V17H119ZM137 16V17H136ZM139 16V17H138ZM70 17V18H69ZM72 17V18H71ZM78 17H80V18H82L83 20H81V19H79ZM116 17V18H115ZM128 17H130L131 19H132V21L133 22H131L130 20V18H128ZM13 18H14V20H13ZM20 19V20H17V19ZM45 18H48V19H45ZM60 18V19H59ZM62 18H64V20H63V22L61 21V19ZM73 18H74V20H73ZM91 18V19H90ZM103 18V19H102ZM106 18V19H105ZM141 18V19H140ZM41 21H40V20ZM45 19V21H43ZM53 19V20H52ZM75 19H76V21H75ZM78 19V20H77ZM84 19H86V20H84ZM110 21H109V20ZM118 19V20H117ZM128 19H130L129 21H128ZM90 20V21H89ZM102 21V23L100 22V21ZM103 20H105V21H103ZM116 20V21H115ZM139 20V21H138ZM11 21V20H10ZM17 21H19V22H17ZM39 21V22H38ZM65 21H66V23H65ZM73 21V22H72ZM76 23H75V22ZM79 21V22H78ZM88 22V23H85V25L84 24H82V23H80V22ZM93 21V22H92ZM96 21H97V24H96ZM107 21V22H106ZM112 21V22H111ZM113 21H115V23L113 22ZM118 21H120V22H122V23H125L124 25L126 26H128V24H129V28H127L126 27V29H124V30H122V31H119V30H121V28L124 26H120V27H116V23L118 22ZM129 23H128V22ZM138 21V22H137ZM145 21V22H144ZM15 22L16 23H18V24H20V25H16L15 24ZM21 22V23H20ZM24 24H23V23ZM34 22H35V26H34ZM45 22V23H44ZM52 22V23H51ZM69 22H70V24H69ZM71 22H72V24H71ZM109 22V23H108ZM128 24H127V23ZM50 23V24H49ZM56 25H55V24ZM64 23V24H63ZM80 23V24H79ZM93 23H94V25H93ZM101 23V24H100ZM131 23H133L132 25H131ZM139 23H145L146 25H147V27H145V30H147V29H149L148 31H146V33H144L145 32V30L144 29H142V28H144V27H141L142 26V24H139ZM24 26H23V25ZM37 24V25H36ZM69 24V25H68ZM79 24V25H78ZM87 24V25H86ZM92 24V25H91ZM96 24V25H95ZM135 24H137V25H141L140 27H141V29H140V27L139 26H135ZM145 24H143V25H145ZM2 25H4V24H2ZM22 25V26H21ZM47 25V26H46ZM49 25V26H48ZM74 25L75 26H77L78 25V27L76 28V27H74ZM100 25H101V29L100 30H103V28H107V25H109V28H107L106 30L104 29L103 31H102V33H103V36H102V34H100V32L99 33H93L94 32V30H93V28H96L95 29V31H97L98 32V29L100 28ZM103 25V26H102ZM151 25H153V29H152V31H151ZM15 26H16V28H15ZM21 26V29L19 28ZM58 26V27H57ZM65 26H67V28L65 27ZM71 26V27H70ZM82 26H84V27H87L86 29H84V27H82ZM90 26V27H89ZM99 26V27H98ZM124 26V27H125ZM131 26V27H130ZM132 26H133V28H132ZM148 26H150V28L148 27ZM9 29H8V28ZM18 27V28H17ZM37 27V28H36ZM46 27V28H45ZM48 27H49V29H48ZM54 27H56V28H54ZM70 27V28H69ZM80 27V28H79ZM97 27H98V29H97ZM123 27V28H124ZM8 29V31L6 30V29ZM32 28V29H31ZM33 28H34V30H33ZM60 30H59V29ZM66 28V29H65ZM120 28V29H119ZM122 28V29H123ZM139 28V29H138ZM156 28L158 29V34L161 32V34H157V33H155V30H156ZM51 29V30H50ZM73 29V30H72ZM79 29V31L77 32V30ZM81 29H83V31L81 30ZM89 29V30H88ZM91 29V30H90ZM116 29V30H115ZM166 29V30H165ZM248 29V31L250 30V28H247ZM0 30V31H1ZM21 30V31H20ZM49 30H50V32H49ZM55 30V31H54ZM71 30V31H70ZM76 30V31H75ZM99 30V31H100ZM115 30V32H112V31H114ZM138 30V31H137ZM1 31V32H2ZM23 31V32H22ZM37 31V32H36ZM53 31V32H52ZM60 31L62 32V34L61 35H58V33L60 34ZM64 31H66L65 33H63ZM73 31H74V33H76V35L74 34V36L73 35H70V34H73ZM85 31H86V33H85ZM126 31V32H125ZM130 31V32H129ZM134 31V32H133ZM165 31H166V33H167V35L165 34ZM33 32H35V33H33ZM52 32V36H53V34H56V36L54 35L53 37L51 36L50 38L48 37V34H49V36L51 35L50 33ZM54 32H56V33H54ZM70 32V33H69ZM82 33V34H80V33ZM88 32H91L92 34H90L89 33V35H88ZM122 32V33H121ZM125 32V33H124ZM135 32H136V34H135ZM150 32L152 33L153 32V35L151 34L150 35ZM162 32H164V33H162ZM36 33H38V34H36ZM69 33V34H68ZM79 33V35H77ZM122 35H121V34ZM149 33V34H148ZM97 34H99V36H97ZM111 34H112V36H111ZM114 34H116V35H114ZM132 34V35H131ZM140 34H142V35H147V38H146V36H143L142 37V35H141V38H145L146 40H143V39H141L140 38ZM155 34V35H154ZM168 38L169 36V38L168 39H163L165 42H162V44H164V46L162 45V48L163 49H167V51H165V50H163L162 48H161V44H160V40H162V38L161 37H164V35ZM27 35L29 36H31V37H27ZM38 35V36H37ZM66 35V36H65ZM82 35H84V36H82ZM86 35H88V37H89V40H87L88 38H87V36ZM92 35V36H91ZM96 35V36H95ZM101 35V36H100ZM111 37H110V36ZM114 35V36H113ZM118 35H121V36H118ZM136 35V36H135ZM156 35H158L157 36V39H156ZM5 36V35H4ZM59 36V37H58ZM61 36V37H60ZM117 36H118V39H117ZM138 36V37H137ZM261 36H264V33L261 35ZM62 37H63V39H62ZM97 37V38H96ZM101 37H104V39L105 40H103V42H102V44L103 45H101V46H99L100 47V49L99 48H97L99 51L97 52L96 51V57H97V60L98 59H100L99 57H101L102 55L104 56V57H107V58H103V60H107V59H109V57H110V59L108 60L109 61V63H104V62H102L103 60H102V58L100 59V60H98V61H101V63L102 64H100V63H96L95 64V62H98L97 60L96 61H88L89 60V58H86V57H88V55H85L84 54V56H85V58H83V60H85V62L86 63H83V65H84V67H82V63H80L79 62V60H77L76 59V57L78 58V59H80V61H82L83 62V60L81 59L82 58V56L80 57V55L81 54H83L82 52H83V50H86V47H84L83 46V42H82V44H81V41L83 40L84 42H86V41H88V43L92 40V42H90V45H91V43H93V39H91V38H95V39H100ZM114 38V39H110V38ZM124 37V38H123ZM128 37H129V41H128ZM149 37V38H148ZM153 37V38H152ZM154 37H155V39H156V42L154 41ZM165 37V38H166ZM66 38V39H65ZM67 38H69L68 39V41H67ZM73 38V39H72ZM76 38V39H75ZM82 40H81V39ZM83 38H85V39H83ZM107 38H109V40H111V41H114V42H111V41H109ZM120 38H122V39H120ZM125 38L127 39V40H125ZM134 38V39H133ZM138 38V39H137ZM263 39H264V37H262ZM29 39H33L32 41V43L31 42H26V41H31V40H29ZM50 39H51V41L52 40H55V42L54 41H52V43H49V41H50ZM57 39H59V40H57ZM91 39V40H90ZM98 39V40H99ZM40 40V41H39ZM61 40V41H60ZM64 40V41H63ZM70 40V41H69ZM71 40H74L72 43H71ZM79 40V41H78ZM121 40V41H120ZM143 40V41H142ZM166 40H167V42L168 41H170L171 42V44L172 45H170V42H168V43H166ZM35 41V42H34ZM50 41V42H51ZM75 41H76V43H75ZM78 41V42H77ZM95 41V40H94ZM97 41V40H96ZM115 41H117V42H115ZM152 41V42H151ZM158 41V42H157ZM26 42V43H25ZM40 42V43H39ZM69 42V43H68ZM80 42V43H79ZM123 42V43H122ZM127 42V43H126ZM132 42V43H131ZM150 42V43H149ZM56 43V44H55ZM64 43V44H63ZM67 43V44H66ZM75 43V44H74ZM104 43H106V44H104ZM112 43H113V45H112ZM115 43V44H114ZM131 43V44H130ZM136 43V44H135ZM144 45H143V44ZM155 45H154V44ZM24 44H22V45H24ZM43 42L40 44V46H35V47H37L38 49L37 50H42L41 48H43L44 46H46L45 44H43ZM64 45V46H61V45ZM69 44H71V45H69ZM73 44L75 45V47L73 46ZM78 44V45H77ZM110 45V46H107V45ZM125 44V45H124ZM139 44V45H138ZM141 44V45H140ZM146 44H148V46H146ZM168 44V45H167ZM52 45H55V46H52ZM66 45V46H65ZM67 45H69V47L67 46ZM80 45H82L83 46V48H81L80 47ZM93 45V44H92ZM107 46V48L105 47V46ZM118 45V46H117ZM128 45H130L129 47H128ZM158 45H160V46H158ZM43 46V47H42ZM102 46H104L103 47V49H102ZM138 47V48H136V47ZM143 46V47H142ZM146 46V50H145V47ZM157 46V47H156ZM62 47H66V49H64L63 50V48ZM74 47V50H72L71 48H73ZM77 47V48H76ZM118 47V48H117ZM122 47V48H121ZM133 47H135V49H133ZM151 47V49H149ZM70 50H69V49ZM117 48V49H116ZM120 48V49H119ZM141 48H144V49H141ZM156 48V49H155ZM96 49V50H97ZM102 49V50H101ZM106 49V50H105ZM131 49V50H130ZM149 49V50H148ZM152 49L153 50H155V51H152ZM163 51H162V50ZM81 50H82V52H81ZM101 50V51H100ZM105 50V51H104ZM114 50H115V52H114ZM117 50V51H116ZM122 50V51H121ZM129 50V51H128ZM150 50H151V52H150ZM156 50H157V52H156ZM59 51H61V52H59ZM65 53H63V52ZM75 51H76V53H75ZM80 51V52H79ZM103 51H104V53H103ZM128 51V52H127ZM160 51H162V52H160ZM166 52L165 54L163 53V52ZM72 52V53H71ZM125 52V53H124ZM161 54H160V53ZM69 53H71L72 54V56H71V54H69ZM77 55H75V54ZM80 53V54H79ZM97 53H100L99 55L97 54ZM115 53V54H114ZM163 53V54H162ZM170 53H172V55L170 54ZM73 54L75 55V59H76V61H78V62H75V61H73L74 59H73ZM108 54V55H107ZM120 54V55H119ZM125 54V55H124ZM136 54V56L134 57L133 55H135ZM140 54H141V56H140ZM160 56H159V55ZM106 55V56H105ZM122 55V56H121ZM137 55H139V57L137 56ZM162 55H164V56H162ZM170 55V56H169ZM50 56V57H49ZM80 58H79V57ZM83 56V57H84ZM99 56V57H98ZM118 56V57H117ZM66 57H68V59H70V60H66L67 58ZM112 57H114V59L112 58ZM116 57H117V59H116ZM125 57H129V58H125ZM136 58V59H139V60H135L134 58ZM138 57V58H137ZM143 57V59H141ZM145 57V58H144ZM151 57V59H149ZM153 57V58H152ZM160 57V58H159ZM162 57H163V59L164 60H162ZM53 58V59H52ZM120 60H119V59ZM166 58V59H165ZM169 58H171L172 59V61L169 59ZM43 59V62L42 61H40V60H42ZM88 59V60H87ZM126 59H127V61H126ZM132 59H133V61H132ZM148 59V60H147ZM154 59V60H153ZM68 62V61H70L68 64H66L65 62L66 61ZM116 60V61H115ZM129 60V61H128ZM170 60V61H169ZM50 61V62H49ZM65 61V62H64ZM74 62V64H73V62ZM107 61V62H108ZM110 61H112V62H110ZM125 61V65L123 64V62ZM136 61V62H135ZM138 61H140V62H138ZM88 62V63H87ZM120 63V62H122V63H120L122 66H123V68H122V66H120V64H118V63ZM127 62H129V63H127ZM131 62H132V64H131ZM143 62V63H142ZM47 63V64H48ZM62 63H65V65L63 64L62 65ZM77 65H76V64ZM134 63V64H133ZM169 63V64H168ZM70 64H71V67H70ZM78 64H80L79 66H78ZM88 64H93V68L91 69V65H89V67H86ZM100 64V68L99 67H97L98 65ZM108 66H110L111 65V67H108L109 68V70H108V68L107 69H105L106 67H107V65ZM114 64L116 65V66H114ZM144 64V65H143ZM46 64H44V66H45ZM72 65L73 66H75L76 65V67H73L72 68ZM86 65V66H85ZM106 67H105V66ZM112 65H113V68H112ZM119 65V66H118ZM66 66L70 69V71L72 70V72H69V69L68 68H66ZM94 66H95V68H94ZM105 67V68H104ZM119 67V68H118ZM46 68H48V70H46ZM50 68V69H49ZM61 68H63V70H61ZM65 68V69H64ZM80 70V72H79V70ZM83 68H85V70H82ZM97 68V69H96ZM115 68H116V70H115ZM135 68V69H134ZM141 68V69H140ZM147 68V69H146ZM54 69H56V70H54ZM58 69V70H57ZM93 69L95 70V73H94V71H93ZM99 69H100V71L101 72H99ZM102 69V70H101ZM103 69H104V72H103ZM112 69V70H111ZM166 71H165V70ZM44 70V71H43ZM50 70V71H49ZM108 70V71H107ZM117 71V73L115 72V71ZM122 70V71H121ZM131 70H132V72H131ZM141 70V71H140ZM143 70V71H142ZM47 71V74H48V78H47V76H45V75H47V74H43L44 72H46ZM54 71H56V72H54ZM62 73H61V72ZM64 71H67V72H65L64 73ZM77 71V72H76ZM85 71V72H84ZM92 71V72H91ZM164 71V72H163ZM49 72V73H48ZM75 72H76V74H75ZM83 72V73H82ZM96 72H98V73H96ZM109 73V74H106V73ZM50 73H51V76H50ZM53 73H56L54 76L56 77H54L53 76ZM64 73V74H63ZM66 73H68L67 74V77L65 78V74ZM70 73V74H69ZM86 73H89V75L88 74H86ZM93 73V74H92ZM142 73V74H141ZM59 75V77H58V75ZM63 74V75H62ZM76 75V77H77V80H76V77H74V76H70V75ZM79 74V75H78ZM82 74H84L85 76H89L88 78H86L87 80L85 81V80H83V79H85L84 78V75H82ZM96 74V75H95ZM97 74H101L102 75V77H100L99 75H97ZM103 74H104V76H103ZM137 74V75H136ZM69 75V76H68ZM82 75V76H81ZM108 75H109V77H108ZM111 75V76H110ZM116 75V76H115ZM119 75V76H118ZM121 75H122V77H121ZM140 75V76H139ZM145 76V77H143V76ZM62 76V77H61ZM79 76H80V78L82 77V79L80 80V78H79ZM100 78H102V79H98L99 77ZM112 76H113V78H112ZM127 76H131L130 78L129 77H127ZM137 76V77H136ZM142 76V77H141ZM51 77H53V78H55V79H53V78H51ZM70 77V78H69ZM105 77V78H104ZM112 78V80H111V78ZM118 79H116V78ZM125 77V78H124ZM135 77V78H134ZM162 77V78H161ZM58 78L59 79H62V80H58ZM64 78V79H63ZM71 79L70 81L68 80V79ZM74 78V79H73ZM95 78V79H94ZM104 78V79H103ZM120 78L122 79V80H120ZM124 78V79H123ZM133 78H134V80H133ZM91 79H93L92 81H93V83L95 82V83H97L95 86H94V84L92 83V81H91ZM115 79H116V81H115ZM159 79V81H157ZM56 80V81H55ZM65 80L67 81V83L65 82ZM73 80V81H72ZM83 80V81H82ZM105 80H107V82H105ZM110 80H111V83H113V84H111L110 83V85L112 86H115L114 88H115V91H113L114 90V88L113 87H111V86H107L108 84H109V82H110ZM125 80V84L123 83V81ZM129 80V81H128ZM49 81V82H48ZM57 81H59L58 83H56ZM63 81V84H65V85H67V86H64L63 84H61V82ZM78 82V83H76V82ZM84 81H85V83L87 82V85H88V88H87V86L85 87L86 88V90H82L83 92H84V94H85V97L86 96H88L89 98H91V101H90V99L88 98V97H86L88 100L87 101H85L86 99H85V97L83 96V93L81 94V89L84 87ZM114 81V82H113ZM120 81V82H119ZM134 81V83L135 84H133L132 82ZM65 82V83H64ZM74 83V85H72L71 86V84H73ZM82 82H83V84H82ZM98 82H102V84L100 83L99 85L100 86H97L98 85ZM118 82H119V84H118ZM127 82V83H126ZM51 83V84H50ZM59 85V86H61V88L60 87H58L57 85ZM60 83V84H59ZM70 83V84H69ZM75 83H76V85H75ZM89 83V84H88ZM104 83V84H103ZM121 83H123V85L121 84ZM131 83V84H130ZM55 84V85H54ZM78 84V85H77ZM90 84H93V85H90ZM118 84V85H117ZM121 84V85H120ZM127 84V85H126ZM62 85L64 86V87H62ZM82 85V86H81ZM134 87H133V86ZM54 86H56V87H58V89L55 87L54 88ZM70 88H69V87ZM75 86H77V87H75ZM92 86L95 88V89H97V90H95L94 88L92 89ZM105 87L106 86V88H107V91H105V90H102V87ZM117 86V87H116ZM118 86H120V88L118 87ZM123 86V87H122ZM51 87H53V88H51ZM66 87V88H65ZM68 87V88H67ZM75 87V88H74ZM78 87H81V88H78ZM89 87H91L90 89H89ZM97 87V88H96ZM103 87V89H106V88H104ZM127 87V88H126ZM130 87V88H129ZM137 87H138V91H139V93H136V91H137ZM44 88V89H43ZM73 88V90H71ZM109 88H112V89H109ZM117 88H119V89H117ZM134 88V89H133ZM37 90V92H36V90ZM67 89H69V90H67ZM88 89H89V91H88ZM116 89H117V91H116ZM121 89V90H120ZM33 90V91H32ZM74 90H78V91H74ZM90 90H92V92H93V90H94V94H96L98 97H99V99H98V97L95 99V96L96 95H94V97H92V92L90 91ZM118 90H120V92L118 91ZM142 92H141V91ZM147 90V91H148ZM31 91V92H30ZM40 91H43V93L42 92H40ZM58 91V92H57ZM59 91H60V93H62L61 94V96H58L57 94H56V92L58 93V94H60L59 93ZM64 91V92H63ZM66 91V92H65ZM67 91H70V92H72V94L74 95V93H75V96H77L76 98H75V96H73V95H71L70 94V92L68 93ZM98 91H100V93L98 92ZM101 91H103L102 93H101ZM123 91V92H124ZM137 91V92H138ZM41 93V94H43V95H41L40 96V94L39 93ZM76 92H78V93H76ZM90 92V93H89ZM106 92H109V94L108 93H106ZM111 92V93H110ZM65 93V94H64ZM70 94L71 95V97L68 95V94ZM86 93H88V95L86 94ZM146 93V92H145ZM68 96H67V95ZM79 94V95H78ZM80 94H81V96H83L84 98L83 99H85V100H83L82 99V101H80L81 100V98L79 97L80 96ZM92 94V95H91ZM105 94V95H104ZM110 94H112V95H110ZM29 95V96H30ZM57 95V96H56ZM63 95H65V96H63ZM91 97H90V96ZM73 96V97H72ZM146 96V95H145ZM53 97H55V100H56V102L53 100L54 98ZM57 97H58V99H59V101H57ZM60 97H62V99H60ZM80 98V100H79V98ZM45 98H46V100H45ZM102 99V102L101 101H99V100H101ZM118 98H121V97H118ZM75 99H76V101H75ZM79 101H78V100ZM92 99H94V101H96V102H94ZM106 99V98H105ZM104 99V100H105ZM148 99V96H146V97H144V99L142 100L143 102H142V104L144 103V102H147L146 100ZM45 100V101H44ZM49 102H48V101ZM47 101V104L49 103L50 104V101L52 102L51 104H50V108H45V105H44V102H46ZM54 101V102H53ZM61 101H63V102H61ZM84 101V102H83ZM89 101L90 102H92L90 105H88L89 104ZM121 101V100H120ZM78 102H82V104L81 103H79V105H82V106H84L85 105V107H83L82 108V106H79V107H81V108H79L78 107ZM55 103L57 104H59V106H60V108L58 107V110L56 109L57 108V105L55 106ZM88 103V104H87ZM120 103V102H119ZM49 104L47 105L48 107H49ZM71 104V105H70ZM86 104L88 105V106H92L91 108L89 107H87L86 106ZM146 104V103H145ZM144 104V106H146ZM44 105V106H43ZM64 105V106H63ZM76 105V106H75ZM95 107H94V106ZM103 105H105V106H103ZM120 105V104H119ZM148 105V104H147ZM40 108H39V107ZM46 106V107H47ZM53 106H55L54 107V109L52 110V107ZM122 106H124V105H122ZM61 107H63V109L61 108ZM67 109H66V108ZM94 107V108H93ZM117 107V108H116ZM147 107V106H146ZM74 108V109H73ZM106 108V109H105ZM119 108V109H118ZM145 108V107H144ZM42 110V111H46V112H48V116L46 117V116H44L45 115V113H41L39 110ZM44 109H46V110H44ZM47 109H50L49 111H47ZM59 109H60V111H59ZM75 109H77V110H75ZM80 109V110H79ZM85 109V110H84ZM88 109V110H87ZM118 109V110H117ZM123 109V110H122ZM54 110H56V111H54ZM71 110H74L73 112H71ZM87 110V111H86ZM90 110L91 111H93V112H90ZM114 110H115V112H114ZM122 110V111H121ZM37 113H36V112ZM52 111H54V112H52ZM64 111H65V113H64ZM77 111H80V112H77ZM84 111H85V113H88V112H90L91 113V115H89V113H88V115L87 114H84ZM99 111V113H100V115H101V112ZM119 111V112H118ZM127 113H126V112ZM40 112V113H39ZM51 114H50V113ZM61 113V115H59L58 116V113ZM63 112V113H62ZM67 112H69V113H67ZM76 112H77V115H76ZM115 114H114V113ZM55 113H56V116H55ZM59 113V114H60ZM73 113V114H72ZM122 115H121V114ZM34 114H36V117H34L35 115ZM43 114V115H42ZM53 114V115H52ZM79 114H81L80 116H79ZM47 115V114H46ZM67 115H69V116H67ZM72 115H74V116H72ZM84 115V116H83ZM128 115V116H127ZM50 116H54L55 117V120H53L54 119V117L53 118H51ZM77 116H79V118L77 117ZM88 116V117H87ZM92 118H91V117ZM127 116V117H126ZM43 117H45V119L43 118ZM60 117H61V119H60ZM66 117V118H65ZM72 117H74L73 119H70V118H72ZM85 117V118H84ZM87 117V118H86ZM124 117V118H123ZM126 117V118H125ZM37 118H38V120H37ZM40 118V119H39ZM62 118H64V119H62ZM119 118V119H118ZM41 119H43V120H41ZM57 119V120H56ZM74 119H77V120H74ZM82 119H84V120H82ZM90 119H92V121L90 120ZM96 119V118H95ZM94 119V120H95ZM117 119V120H116ZM60 120V121H59ZM63 120H65V121H63ZM66 120H67V122H66ZM69 120V121H68ZM78 120H81V122L79 121V122H77ZM88 120H89V122H88ZM114 120H115V122H114ZM35 121V122H36ZM59 121V122H58ZM72 122V124H71V122ZM78 124H77V123ZM65 125H64V124ZM68 124V127H67V124ZM74 123V124H73ZM60 126H59V125ZM86 124H88V125H86ZM94 124V125H93ZM64 125V126H63ZM70 125V126H69ZM72 125V126H71ZM75 125L77 126V128L75 127ZM113 125V126H112ZM116 125V126H115ZM57 126V127H56ZM61 126H63V127H61ZM74 126V127H73ZM93 126H94V128H93ZM97 126V127H96ZM189 128V125H188V123L187 124H185V126H183L182 127V129L181 130H183L182 132H181V130H180V133L178 134L179 136H177V138L178 139H174L176 142V144L175 143H173V141H172V144H170V146H169V149L167 150V154L165 153V154H163L162 155V157H164L163 159H162V157H160L159 159H156V162H155V159H154V157H153V150H152V148H150L149 146H148V143H149V140L150 139H143V141H142V143H140L138 146H137V151H136V159H135V162H134V164H135V168H136V171H140V168L142 167V164L144 165L145 163H146V160H147V158H150L149 160H152V161H154L153 163V165H154V167H156L157 165H158V167H156V175H158L159 173H160V176H162L161 178L159 177V176H156L154 173V177L156 176V178L158 177L159 179H157L156 180V178L154 179V181H152V185H150L151 186V188H155L154 186H155V180L158 182H156V185H158V184H161V183H163V182H168L169 180H167V179H170V177L172 176V177H174V175H172V174H176L177 172H178V166L176 167V163H178V157H179V155L180 154H178L179 152H180V149H181V147H182V149L181 150H183V148H184V146H182V142H184V139H185V137L184 136H186V135H184V133L185 134H187L186 132H187V130H188V128ZM64 127H66V128H68V129H66V128H64ZM69 127H70V129H69ZM72 127V128H71ZM80 127V128H79ZM83 127V128H82ZM96 127V128H95ZM110 127V128H109ZM186 128V132L184 131V129L183 128ZM57 128H58V130H57ZM76 128V130H74ZM79 128V129H78ZM105 128V129H104ZM63 129V130H62ZM65 129V130H64ZM91 130V132H90V130ZM97 129H99L98 131H101L105 136H107V138L106 137H103V139H101L102 137H100V139L101 140H98V139H95V136H94V134H95V132L93 131V130H96L97 131ZM111 129V130H110ZM60 130V131H59ZM69 130V131H68ZM71 130V131H70ZM81 130V131H80ZM216 130V131H215ZM65 131V133H63ZM106 131H107V133H106ZM210 132H207V134L209 135L208 137H207V134H205L206 135V138L207 139H203V143H201V144H203V145H201L202 146V148L200 147V151H198V155H199V157H196L195 159H194V165H195V163H198V162H200L201 163V165L202 164H204V166H202L201 167V165H199L200 163H198V165L196 166L197 168H198V170L200 169H205V166L207 165V167H206V170H208L207 168H208V165L210 164V162H211V165L209 166V167H211V168H213V169H211V168H209V169H211V171H210V173H213L212 175H214V180L213 181H220V180H222L223 181V175H228V173H230L231 172V170L229 171V167H228V169H227V167H222L221 168V163H220V158H221V156H222V153L224 154V152H225V149H226V147L227 148H229L230 146L232 147L233 145H231L232 143L234 144V146L233 147H236V144H237V141H238V139H237V137H234L233 138V136H231V137H229V139H228V143L230 144V139L232 138V143L230 144V146H228L229 144L227 143V142H223L222 143V140L221 139H219V140H215L214 141V139H211V137H212V135L214 136V135H218V133H219V131L220 130H218V129H213V128H211L210 130H209ZM55 132H57V133H55ZM62 132V133H61ZM92 132H94V133H92ZM59 133V134H58ZM71 133V134H70ZM78 135H77V134ZM82 133V134H81ZM182 133V134H181ZM262 133V132H261ZM73 134L75 135V136H73ZM88 134H90V135H88ZM102 134V135H103ZM264 134V133H263ZM60 135V136H59ZM61 135H65V138L62 136L61 137ZM67 135V136H66ZM85 135V136H84ZM181 135V136H180ZM70 136H73V137H75V138H77L76 139V141H75V139L72 137H70ZM80 137V139H79V141L80 142H78V138ZM235 136V135H234ZM66 137H67V140L69 139V141H66ZM70 137V138H69ZM83 137H86V138H83ZM89 137H92V139L91 138H89ZM210 137V138H209ZM82 138H83V141H82ZM94 138V139H93ZM118 138V139H117ZM148 138V137H147ZM71 139V140H70ZM72 139H74V140H72ZM86 139H89V140H86V142L88 141L89 142V145H88V142L85 144V140ZM96 142V145H98V146H96L95 145V143L93 142ZM96 140V141H95ZM179 140H180V143H179ZM58 141H56V143H54L53 145L55 146V148H56V146H58ZM66 141V142H65ZM90 141H92L91 143H90ZM101 141V142H100ZM178 141V142H177ZM61 142H63L62 143V145H61ZM73 142V143H72ZM82 142H84V143H82ZM118 142V141H117ZM71 143V144H70ZM75 143V144H74ZM83 145H82V144ZM177 143L178 144H180V145H177ZM182 143V144H181ZM31 145H32V143H30ZM29 144V146H31ZM72 144L74 145V147H72ZM81 144L82 146H81V148H78V147H80L79 145ZM93 144V145H92ZM65 145V144H64ZM85 145V147H83ZM86 145H88V146H90V147H88V146H86ZM92 145V146H91ZM95 145V146H94ZM260 145H261V143H260ZM178 146H179V149H178ZM225 146V147H224ZM65 147H66V145H65ZM57 148H56V153H55V155L57 154L58 155V153L60 152V150H57ZM88 148V149H87ZM90 148V149H89ZM80 150L81 149V151H79L80 152V154L78 153V150ZM223 149V150H222ZM84 150V151H83ZM179 150V151H178ZM260 150H263V148H262V146L260 147ZM87 151V154H85V152ZM90 151V152H89ZM92 151V152H91ZM204 153V154H202V152ZM219 151V152H218ZM222 153H221V152ZM200 152H201V154H200ZM211 152V153H210ZM82 153H83V155H82ZM90 153H92L91 154V156H90ZM66 154H71V152H67ZM72 154H74V153H72ZM70 155V156H68V159H70V162H71V164L73 165L74 164V170L76 171L77 169H78V167L82 164V165H84V163H82L83 161H82V159L80 160V161H82L81 162V164H79L80 163V161H78L79 160V157H75V155ZM102 154V155H101ZM178 155V156H175V155ZM86 155V156H85ZM87 155H88V157H90V158H88L87 157ZM166 157H165V156ZM219 155V156H218ZM74 156V158H72ZM98 156V157H97ZM216 156H217V159H216ZM43 157V156H42ZM69 157H71V158H69ZM85 159H84V158ZM87 157V158H86ZM103 157V158H102ZM109 157V158H108ZM111 157H112V159H111ZM168 157V158H167ZM177 157V158H176ZM202 157H203V159H202ZM47 160H46V159ZM61 158V159H60ZM76 158H78V159H76ZM94 158V159H93ZM144 158L146 159V160H144ZM176 158V159H175ZM197 158H200V159H202L203 160V163L201 162V161H198L197 162ZM219 158V159H218ZM87 159V160H86ZM100 159V160H99ZM51 160V161H50ZM73 160V161H72ZM79 162V163H76L77 161ZM95 162H94V161ZM101 160H104L103 161V163H102V161ZM107 160H109L108 161V163H107ZM149 160H147V162H149ZM158 160V161H157ZM161 162H160V161ZM164 162H163V161ZM177 161V162H174V161ZM199 160V159H198ZM219 160V161H218ZM106 161V162H105ZM144 161V162H143ZM196 161V162H195ZM51 162H52V164H51ZM74 162V163H73ZM97 162V163H96ZM160 162V163H159ZM163 162V163H162ZM9 163L11 164V167L9 166ZM150 163H151V161H150ZM156 163H158V164H156ZM42 164V163H41ZM79 165V166H76V165ZM155 164H156V166H155ZM172 164H174L175 165V167H173V165ZM206 164V165H205ZM213 164H214V166H213ZM217 164V165H216ZM159 165L161 166V167H159ZM178 165V164H177ZM220 165V166H219ZM166 166V167H165ZM168 166H170V167H168ZM94 167V168H95ZM100 167V168H99ZM162 167H165V168H163V169H159V168H162ZM195 167V166H194ZM8 168V169H7ZM10 168H12V169H10ZM169 168H171V169H169ZM172 168H174L173 169V171L175 170V172L173 173V171H172ZM114 169V170H113ZM166 169V170H165ZM196 169V168H195ZM227 169V170H226ZM9 170H10V172H9ZM43 170H45V171H43ZM54 170V171H53ZM163 171L164 172V170L166 171V174L169 176V174L171 173V175L169 176V178L167 177V179H166V181L164 180V177L166 178V175L164 176V174H163V172L161 173L160 171ZM205 170V171H206ZM221 170V171H220ZM79 171V170H78ZM172 171V172H171ZM202 171V170H201ZM201 171H199V172H201ZM205 171H202L201 173H199V174H202V173H204ZM113 172V173H112ZM223 172V173H222ZM224 172L226 173V172H228L227 174H224ZM13 173V174H12ZM207 173H208V176H209V172L208 171H206V173H204V178L203 177H201V178H203V180H205L206 181V179H207ZM215 173V174H214ZM89 174V173H88ZM51 175V176H50ZM177 175V174H176ZM175 175V176H176ZM201 175V176H202ZM211 175V174H210ZM218 175V176H217ZM230 175V174H229ZM228 175V176H229ZM48 177V179H47V177ZM93 176V175H92ZM97 176V177H96ZM152 176V177H153ZM222 176V177H221ZM225 176H224V179H225ZM12 177V178H11ZM44 177V178H43ZM45 177H46V179H47V184H46V182L44 181V179H45ZM211 177V176H210ZM218 177V178H217ZM221 177V178H220ZM43 178V179H42ZM52 178V179H51ZM94 180H93V179ZM200 177H199V180L201 179ZM217 178V179H216ZM226 178H227V176H226ZM11 179H13L12 180V182H11ZM45 179V180H46ZM91 179V180H90ZM160 179L163 181V182H159L160 181ZM0 180V181H1ZM9 180H10V182H9ZM40 180H43V181H40ZM82 180H83V182H82ZM198 180V182L197 183H199V185H197L196 183V185L194 184V189L195 190H200V188L202 187V185L201 184H203V180H201V181H199ZM227 179H225V181H226ZM91 181H93V182H91ZM222 181H220L219 183L217 182V184H216V182H212V184H216V185H218V186H216V185H214V187H218V188H220L222 185H223V183L225 182H222ZM151 182V181H150ZM222 182V183H221ZM12 183V184H11ZM48 183H49V185H48ZM80 183H82V184H80ZM221 183V184H220ZM11 186H10V185ZM42 184V185H41ZM78 184V185H77ZM89 184V185H88ZM164 184V183H163ZM212 184H210L211 186H213ZM51 185V186H50ZM168 185V184H167ZM201 185V186H200ZM149 186V187H150ZM211 186H210V188H211ZM5 187V188H4ZM96 187V188H95ZM158 186H156V188H157ZM200 187V188H199ZM2 188H4V189H2ZM11 188H12V191L10 192V190H11ZM50 188V189H49ZM79 188L81 189V191L79 190ZM84 188H86V190L84 189ZM155 188V189H156ZM37 189V190H36ZM150 189V188H149ZM213 189V188H212ZM217 189V188H216ZM215 189V190H216ZM151 190H153V189H150V190H148V189H146L145 190V192L147 193H143L142 195L143 196H141L139 193H138V200H141V203L138 205V211L137 212H139V213H136L137 215H140V216H138L140 219H141V223L142 224H137L138 225V227L140 226V228H143V229H147V228H150V226H148L149 224L150 225H152L153 223L155 224V222H154V218H155V216H156V214H160L157 210H155L154 209V205H153V203H152V198H154V196H156L157 195V193H159V192H161V190L159 191V192H156L155 190H153V191H155L156 193H154L153 191H151ZM157 190V189H156ZM159 190V189H158ZM194 190V191H195ZM92 191H93V194L95 193V195H94V197L96 198V199H94V197L93 196H91L92 195ZM150 191V192H149ZM44 192V193H43ZM149 192V193H148ZM164 192V191H163ZM15 193V194H14ZM43 193V194H42ZM87 193V194H86ZM11 194V195H10ZM12 194H14V195H12ZM47 196H46V195ZM57 194V195H56ZM52 195V196H51ZM98 195V196H97ZM13 196H15L16 197V199H18V200H15V197H13ZM44 196V197H43ZM51 196V197H50ZM73 196V197H74ZM79 198H78V197ZM82 196V197H81ZM58 197V198H57ZM14 198V199H13ZM81 198V199H80ZM13 199V200H12ZM75 199V200H74ZM84 199V200H83ZM91 201H90V200ZM95 200V202H94V200ZM16 202H15V201ZM48 200V201H47ZM51 200V201H50ZM46 201V202H45ZM82 201V202H81ZM89 201V202H88ZM14 202V203H13ZM51 202H52V204H51ZM58 202H57V204H58ZM17 203V204H16ZM79 203V204H78ZM88 203V204H87ZM55 204V205H54ZM78 204V205H77ZM153 205V207H152V205ZM82 205V206H81ZM72 206V207H71ZM12 207H15V208H12ZM18 207V208H17ZM79 207V208H78ZM151 207H152V210H150L151 209ZM19 210V212H18V210ZM75 208H78V209H75ZM83 208V209H82ZM8 209V210H7ZM10 209H11V211H10ZM91 209V210H90ZM141 209V210H140ZM52 210V211H51ZM154 210H155V213H154ZM21 211V212H20ZM149 211V212H148ZM157 211V212H156ZM11 212V213H10ZM17 212V213H16ZM73 212H74V214H73ZM88 212V213H87ZM91 212V213H90ZM93 212V213H92ZM147 212H148V214L149 213H151L153 216H151V217H149L148 215H147ZM5 213V214H4ZM10 213V214H9ZM19 213V214H18ZM50 213H51V215H50ZM57 214V215H55V214ZM7 214V215H6ZM36 214H37V212H36ZM48 214V215H47ZM71 214V215H70ZM87 214V215H86ZM90 214V215H89ZM147 215L146 217H144V215ZM6 217H5V216ZM9 215V216H8ZM19 215V216H18ZM47 215V216H46ZM50 215V216H49ZM137 215H136V217H137ZM4 216V217H3ZM14 216V217H13ZM66 216V217H65ZM88 216L89 218H86V217ZM93 216V217H92ZM141 216L142 217H144V219H147L146 221H144L142 218H141ZM16 217V218H15ZM95 217V218H94ZM137 217V219H139ZM158 217V216H157ZM41 218H43V217H41ZM48 218V219H47ZM51 218V219H50ZM58 218H59V220H58ZM151 218V222L152 223H148V220ZM50 219V220H49ZM62 219V220H61ZM92 221H91V220ZM158 219H159V217H158ZM18 220L20 221V222H18ZM52 220V221H51ZM54 220V221H53ZM61 220V221H60ZM89 220V221H88ZM142 220H143V222H142ZM44 221H45V225L43 226V224H44ZM58 221H59V223H58ZM87 221V222H86ZM94 221H96V222H94ZM50 222H52V224H50ZM86 222V224H84ZM139 222V223H140ZM149 222H150V220H149ZM19 223V224H18ZM22 223V224H21ZM43 223V224H42ZM56 223V224H55ZM64 223H65V225H64ZM83 223V224H82ZM88 223H90V225H88ZM94 223V224H93ZM96 223H99L98 224V226H97V224ZM143 223H145V225L143 224ZM148 223V225H146ZM48 224H49V226H50V228H49V226H48ZM56 226V228L53 230L52 229V227L54 226V225ZM57 224H59V225H57ZM22 225V226H21ZM42 225V226H41ZM51 225H53V226H51ZM64 225V226H63ZM100 225V226H99ZM141 225H143L142 227H141ZM20 226H21V228H20ZM25 226V227H24ZM62 226L64 227V228H62ZM89 226H91V227H89ZM144 226H147V228H145ZM24 227V228H23ZM46 227H47V229H46ZM84 227V228H83ZM88 228V229H86V228ZM96 227V228H95ZM99 229H98V228ZM96 229V231L94 230H92V229ZM50 229V230H49ZM51 229L53 230V232L51 231ZM80 229H82V230H80ZM98 229V230H97ZM40 230V229H39ZM45 230V231H44ZM61 230H62V233H60L61 232ZM101 230V231H100ZM25 231V232H24ZM27 231V232H26ZM41 231V232H42ZM56 231V232H55ZM64 231V232H63ZM83 231V232H82ZM29 232V233H28ZM52 232V233H51ZM81 232V233H80ZM92 232V234H90ZM24 233V234H23ZM25 233H27V234H25ZM82 233H84V234H82ZM43 234L41 233V235H40V237L42 238V240H44V239H46L44 236H43ZM53 234V235H52ZM60 234V235H59ZM89 234V235H88ZM99 234H97V236L99 235ZM52 235V236H51ZM69 235V236H68ZM91 235V237L89 238V236ZM23 236V237H22ZM54 236V237H53ZM75 236V237H74ZM87 238H89V239H87ZM28 240V244H26L25 242H26V240ZM20 240V241H19ZM25 240V241H24ZM70 240H71V243H70ZM78 240V241H77ZM22 241H24V243H22ZM87 241V242H86ZM43 241H41V243H42ZM66 242V243H65ZM91 242V243H90ZM5 243V244H4ZM22 243V244H21ZM101 243V244H100ZM30 244V245H29ZM69 244V245H68ZM83 244V245H82ZM100 244V245H99ZM5 245V246H4ZM82 245V246H81ZM4 246V247H3ZM11 246V247H10ZM60 246V250L58 249L57 250V248ZM69 246H71V247H69ZM84 246V247H83ZM106 247L105 248V250H104V248L103 247ZM11 249H10V248ZM32 247H33V249H32ZM68 247V248H67ZM4 248V249H3ZM65 248V249H64ZM76 248V249H75ZM84 248H86V249H88V250H86L85 249V252L87 251V253L89 252V253H91L90 255H89V253H88V255H87V253H84L83 251H80V249L81 250H83ZM90 248H92L93 250H94V252H96V253H94L93 251H92V249L91 250H89ZM2 249V250H1ZM73 249H74V251H73ZM77 249H79V251L77 250ZM97 249V250H96ZM35 252H34V251ZM46 250V251H45ZM96 250V251H95ZM16 253H15V252ZM20 251V252H19ZM23 251H25V253L23 252ZM33 251V252H32ZM63 252L62 253V255H60L61 254V252ZM66 251H67V253H66ZM78 251V252H77ZM92 251V252H91ZM56 252H59L58 253V255H56ZM69 252H71V253H69ZM76 252V253H75ZM98 252V253H97ZM100 252V253H99ZM126 252V253H125ZM123 254H125L124 255V257L126 258V256H127V259H123V264H134L133 262H131V258H134V255H135V253H134V255H133V253L131 254V253H129L128 251H125ZM20 253H22V254H20ZM67 255H65V254ZM74 253V254H73ZM92 253H94V254H92ZM102 253V254H101ZM127 253L129 254V255H127ZM16 254H17V256H16ZM25 256H24V255ZM52 256H51V255ZM73 254V255H72ZM99 257V258H97V256ZM103 254H104V256H103ZM131 254V255H130ZM23 255V256H22ZM48 255H50L49 257H48ZM60 255V256H59ZM93 255H95L94 257H93ZM15 256V257H14ZM62 256V257H61ZM66 256V257H65ZM70 256V257H69ZM73 256V257H72ZM81 256V257H80ZM85 256H87L88 258L89 257H93V259L92 258H85V259H83ZM136 256V255H135ZM24 257V258H23ZM26 257V258H25ZM102 257V258H101ZM66 258V259H65ZM20 259V260H19ZM50 259V260H49ZM54 259H57V258H55L54 257ZM71 261H70V260ZM87 259V260H86ZM136 259V258H135ZM41 260V261H40ZM66 260V261H65ZM69 260V261H68ZM89 260V261H88ZM40 261V262H39ZM89 263H88V262ZM95 261V260H94ZM132 261H134V259L132 260ZM97 261H95V263H96Z\"/></svg>", "mask_w": 264, "mask_h": 264}]
</instances>
